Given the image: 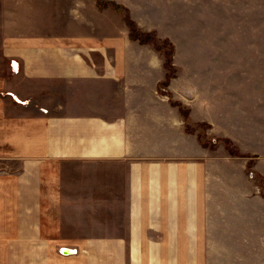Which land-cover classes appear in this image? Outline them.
Returning a JSON list of instances; mask_svg holds the SVG:
<instances>
[{
  "label": "crops",
  "instance_id": "1",
  "mask_svg": "<svg viewBox=\"0 0 264 264\" xmlns=\"http://www.w3.org/2000/svg\"><path fill=\"white\" fill-rule=\"evenodd\" d=\"M162 224L264 264V0H0V264H161Z\"/></svg>",
  "mask_w": 264,
  "mask_h": 264
},
{
  "label": "trees",
  "instance_id": "2",
  "mask_svg": "<svg viewBox=\"0 0 264 264\" xmlns=\"http://www.w3.org/2000/svg\"><path fill=\"white\" fill-rule=\"evenodd\" d=\"M99 2L100 1H98V3ZM99 5L101 6L102 4L99 3ZM114 8L118 11L120 10L118 6H114ZM124 21L129 30L130 37L134 40H138L142 44L152 42L157 50L162 51L165 57L164 66L168 69H171L170 64L172 56V46L167 41L157 40L152 34H146L138 31L135 24L130 20L129 16L126 13L124 14ZM164 85H166V83Z\"/></svg>",
  "mask_w": 264,
  "mask_h": 264
},
{
  "label": "rangeland",
  "instance_id": "3",
  "mask_svg": "<svg viewBox=\"0 0 264 264\" xmlns=\"http://www.w3.org/2000/svg\"><path fill=\"white\" fill-rule=\"evenodd\" d=\"M114 8V7H113ZM114 10L116 11V12H118V10H116L115 8H114ZM120 11V10H119ZM160 90L162 91V92H164V90H165V88L162 86L161 88H160ZM163 226H162V229H161V231H160V233H157V236H158V238H160V237H163V253H162V261H161V264H168V259H167V254H166V252H167V250L165 249L166 248V244H165V235H166V224H162ZM149 233V232H148ZM151 235H153L154 236V233H151ZM76 249V248H75ZM77 250V249H76ZM183 260H180V262H179V264H185V260L182 262ZM178 264V263H177Z\"/></svg>",
  "mask_w": 264,
  "mask_h": 264
},
{
  "label": "built area",
  "instance_id": "4",
  "mask_svg": "<svg viewBox=\"0 0 264 264\" xmlns=\"http://www.w3.org/2000/svg\"><path fill=\"white\" fill-rule=\"evenodd\" d=\"M13 71H14V72H17V68H14V67H13ZM68 250H69L70 252H72V253H75V254L77 253V250H76L75 248H69ZM63 251H64V248H59V249H58V253H59V254H63Z\"/></svg>",
  "mask_w": 264,
  "mask_h": 264
}]
</instances>
